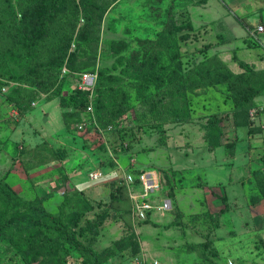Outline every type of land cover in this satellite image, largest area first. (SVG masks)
<instances>
[{"label":"rangeland","instance_id":"obj_1","mask_svg":"<svg viewBox=\"0 0 264 264\" xmlns=\"http://www.w3.org/2000/svg\"><path fill=\"white\" fill-rule=\"evenodd\" d=\"M34 1L0 0V69L9 74L21 64L25 30L39 20L35 12L24 20L19 7ZM170 17L176 33L167 37L176 47L164 54L171 50L164 46L158 55L173 63L183 86L180 78L163 80L164 74L150 80L126 75L119 57L134 50L142 57L162 45ZM15 22L19 30L11 32ZM259 26L264 28V0H67L35 48L39 63L62 53L57 81L45 79L43 87L32 85L33 78L0 75L1 177L23 198H42L52 213L68 196L66 212L79 215V238L105 251L103 264H207L190 245L202 244L208 234L219 264H264V95L244 113L234 110L229 96L245 84L235 56L264 70ZM81 29L88 37L78 38ZM111 41L127 46L116 52ZM100 82L126 109L112 122L93 103ZM79 89H89L91 113ZM176 100L177 112L187 106L188 119L165 117ZM226 113L221 144L210 147L205 127ZM92 171L102 176L93 180ZM147 173L160 188L149 198L155 208L140 218L135 206ZM209 188L226 196L230 207L215 230L214 212L223 202ZM166 199L170 207L159 210ZM39 250L41 258L49 256ZM58 260L90 264L67 245L58 249ZM0 264L28 263L0 239Z\"/></svg>","mask_w":264,"mask_h":264},{"label":"trees","instance_id":"obj_2","mask_svg":"<svg viewBox=\"0 0 264 264\" xmlns=\"http://www.w3.org/2000/svg\"><path fill=\"white\" fill-rule=\"evenodd\" d=\"M75 1V0H74ZM67 0H36L31 2L29 5H20L19 12L23 16L24 20L35 12V16L38 17V22H34L32 30H25V36L22 40V46L20 48L22 56L21 64L18 69L14 70L13 74H9L7 69H0V75L8 77L11 81H19L24 78L32 85H38L45 87V79L51 80L55 83L58 79V74L62 69L63 57L60 51H56V54L52 57L49 62L37 61L36 45L42 40H45L49 34L47 30L51 24L54 23L55 19L59 17L60 10L66 7ZM32 11V12H31ZM17 19V13L12 16ZM11 17L6 19L9 22ZM173 17H170L168 23L165 26L163 32L164 38L159 41L160 44L156 49L148 51L142 57H140L139 51L134 50L130 53L129 57L120 56L121 63H127L124 68L126 75L140 78L142 75L147 79H151L155 75L164 74L163 80L167 79V82H174L177 79H181V87L183 86V77L175 75V70L171 63L161 62V58L158 54L164 53L163 47H169L171 50L164 54L172 52L175 49L171 47L168 39V35L174 39L176 30L174 28ZM19 30L16 22L12 24L11 32ZM81 29L78 33V38L88 37L89 34L82 33ZM70 43L67 44V46ZM110 46L120 51V46H127L125 42L111 41ZM13 51V50H12ZM176 51H173V53ZM18 53V51H17ZM239 65L245 69V72L240 74H233L235 76H241L245 80V84L237 86L229 94L234 104V110L236 112L244 113L255 105L256 98L264 95V70H255L248 62L236 58ZM13 65V61L11 62ZM54 65L56 68L50 70L49 66ZM16 68V65H15ZM225 70H228L226 67ZM231 76V75H229ZM195 77V76H194ZM196 77H202V74L196 75ZM50 82V81H49ZM149 82V81H148ZM177 85V83H176ZM83 96V106L86 111L87 101L89 99V89H79ZM88 96V97H87ZM81 102V103H82ZM94 105L99 115H104L109 122L114 121L116 118L121 116L126 109L118 103L116 97L107 93L104 85L97 84L94 92ZM175 109L165 111L164 115L166 118L174 117L180 119H188L189 110L186 105L182 106L181 111L177 112L176 108L179 106V101L174 102ZM227 117L228 114L215 117L206 125V140L210 147H217L221 144L219 135L221 134L220 123ZM185 117V118H184ZM205 187V185H204ZM214 193L215 198L222 199V207L214 212V225L212 230L221 227V217L230 211L228 199L226 196H222L214 190L209 188ZM263 197L257 199L255 203L261 201ZM70 203L68 196L64 197V200L59 206L58 213H52L46 209L43 205V199L36 197L34 199H26L20 196L11 185L4 180L0 175V239H7L10 247L16 251L17 254L21 255L28 264H59L58 260V249L61 246L67 245L77 250L81 255L85 256L86 262L90 264H103L106 260L107 255L105 251H97L93 247L86 245L78 235L75 226L78 225L79 215L76 218L68 216L66 207ZM211 234V233H210ZM262 246L264 247V240L262 239ZM41 244L39 248H42L48 253V257L41 258L40 250L36 246ZM213 240L210 235H207L206 240L202 244L190 245L191 251H196L207 264H219L212 258L211 246ZM21 245H25L26 248L21 249ZM109 252V250H108ZM32 257V261H28L29 257ZM37 259L39 261H37ZM35 264V263H34Z\"/></svg>","mask_w":264,"mask_h":264},{"label":"built area","instance_id":"obj_3","mask_svg":"<svg viewBox=\"0 0 264 264\" xmlns=\"http://www.w3.org/2000/svg\"><path fill=\"white\" fill-rule=\"evenodd\" d=\"M259 29H264L262 26H259ZM90 76H86L85 81L90 86L92 85ZM93 111L92 104L88 105L86 108L87 113H91ZM102 174L99 171H92L90 172V177L93 180H98ZM143 193H142V199L139 201H136L135 206V213L140 218H146L147 214L153 210L155 207L153 204L149 201V198L151 195L155 194L156 191L160 188V184L158 180L153 176L151 173H147L143 176ZM171 203L168 199L164 200L163 204L159 207H157L159 210H167L170 207Z\"/></svg>","mask_w":264,"mask_h":264}]
</instances>
